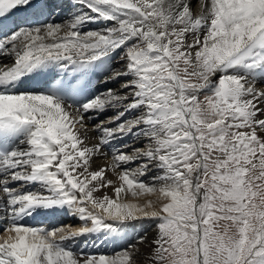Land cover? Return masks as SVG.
<instances>
[{
    "label": "bare ground",
    "instance_id": "obj_1",
    "mask_svg": "<svg viewBox=\"0 0 264 264\" xmlns=\"http://www.w3.org/2000/svg\"><path fill=\"white\" fill-rule=\"evenodd\" d=\"M49 1L59 12L54 25L25 29L2 55L0 73L14 74L18 63L43 62L40 78L48 76L53 87H64L59 75L76 68L79 76L95 79L92 97L76 109L41 96L52 94L42 88L33 89L35 95H0V115L23 106L20 116L27 132L0 160V226L5 228L0 240L9 244L0 248V264H152L161 236L156 217L162 211L155 201L159 198V206L169 212L166 203H179L190 181L179 168L181 145L174 137L185 102L175 79L170 93L153 76L147 53L126 45L140 35L158 38L161 45L166 37L171 45L175 33L183 51L203 54L232 42L233 56L221 53L226 59L220 67L242 100L239 104L252 112L264 107V0H198L194 16L190 8L195 0ZM67 6L80 9L56 25ZM153 9L160 13H150ZM161 23L165 37L157 34ZM70 59L98 61L51 69ZM253 118L264 138V111ZM15 202L32 217L44 207L60 218L76 215L77 225L46 235L13 226ZM65 231L78 233L48 244Z\"/></svg>",
    "mask_w": 264,
    "mask_h": 264
},
{
    "label": "rangeland",
    "instance_id": "obj_2",
    "mask_svg": "<svg viewBox=\"0 0 264 264\" xmlns=\"http://www.w3.org/2000/svg\"><path fill=\"white\" fill-rule=\"evenodd\" d=\"M197 8L195 0L190 8L192 16ZM68 20L67 16L58 24ZM164 32L162 29L163 36ZM172 36L171 45L169 39L162 44L170 47L173 60L161 47L146 51L151 47L144 37L141 39L147 47L135 42L127 45L148 54L145 58L153 67V76L165 82L170 93L173 76L196 138L194 141L190 135L185 120L188 115L180 112L174 137L181 145L179 168L190 181L183 186L179 203L164 204L169 212L159 206V198L155 201L163 217H156L161 236L151 263L197 264L200 252L203 264H264V138L253 118L259 119L264 107L252 112L242 107L220 67L226 57L233 56L232 42H228L229 48L190 54L177 45L175 33ZM98 38L96 34L94 39ZM151 40L152 45L160 43L158 38ZM226 51V57L220 55ZM211 76L210 86L192 100L189 93ZM195 174L198 178L191 182ZM65 222L62 224L72 221ZM3 246L0 243V248Z\"/></svg>",
    "mask_w": 264,
    "mask_h": 264
},
{
    "label": "water",
    "instance_id": "obj_3",
    "mask_svg": "<svg viewBox=\"0 0 264 264\" xmlns=\"http://www.w3.org/2000/svg\"><path fill=\"white\" fill-rule=\"evenodd\" d=\"M197 263L202 264L200 252H198V255H197Z\"/></svg>",
    "mask_w": 264,
    "mask_h": 264
}]
</instances>
